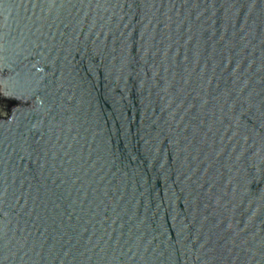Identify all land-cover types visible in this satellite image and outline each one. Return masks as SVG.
I'll list each match as a JSON object with an SVG mask.
<instances>
[{"label":"water","instance_id":"95a60500","mask_svg":"<svg viewBox=\"0 0 264 264\" xmlns=\"http://www.w3.org/2000/svg\"><path fill=\"white\" fill-rule=\"evenodd\" d=\"M0 264H264V0H0Z\"/></svg>","mask_w":264,"mask_h":264}]
</instances>
